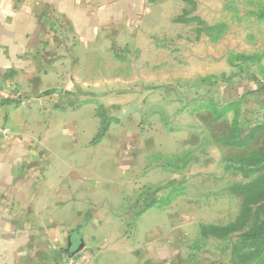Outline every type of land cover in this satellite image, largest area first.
<instances>
[{
    "label": "crops",
    "instance_id": "obj_1",
    "mask_svg": "<svg viewBox=\"0 0 264 264\" xmlns=\"http://www.w3.org/2000/svg\"><path fill=\"white\" fill-rule=\"evenodd\" d=\"M177 1L0 0V85L31 102H0V264H57L72 238L91 264L187 263L179 200L157 195L172 166L120 148L100 107L131 86L108 74Z\"/></svg>",
    "mask_w": 264,
    "mask_h": 264
},
{
    "label": "rangeland",
    "instance_id": "obj_2",
    "mask_svg": "<svg viewBox=\"0 0 264 264\" xmlns=\"http://www.w3.org/2000/svg\"><path fill=\"white\" fill-rule=\"evenodd\" d=\"M177 2L108 74L131 86L102 91L103 125L120 148L172 166L157 195L179 200L186 264H264V238L253 259L239 257L246 236L264 231V0ZM197 226L236 231L197 240Z\"/></svg>",
    "mask_w": 264,
    "mask_h": 264
},
{
    "label": "built area",
    "instance_id": "obj_3",
    "mask_svg": "<svg viewBox=\"0 0 264 264\" xmlns=\"http://www.w3.org/2000/svg\"><path fill=\"white\" fill-rule=\"evenodd\" d=\"M0 102H12L21 106L30 105V99L26 98L22 90L15 84L0 85ZM7 129H1L0 134L6 135ZM57 264H91V258L88 254L80 252L73 257H67L65 260Z\"/></svg>",
    "mask_w": 264,
    "mask_h": 264
},
{
    "label": "trees",
    "instance_id": "obj_4",
    "mask_svg": "<svg viewBox=\"0 0 264 264\" xmlns=\"http://www.w3.org/2000/svg\"><path fill=\"white\" fill-rule=\"evenodd\" d=\"M262 91H264V86L258 89V93H261ZM235 124H237V123H235ZM248 216L249 215L247 213V210L242 213V218L244 217L246 219V218H248ZM235 229H236L235 226H231V227H227V228H218V227L203 228V233H204V235H207L208 233L212 234V235L216 236L217 238H225V237L229 236L230 234L234 233L236 231ZM246 237L248 239H250V242L244 244V247H243L244 250H243V252H241L239 254V257L242 254H244V255H247V254L248 255L249 254L254 255L255 254L253 251V248H254L253 242H259L260 239H263L264 238V231L263 232L259 231V232L254 233V234H248ZM254 257H255V255L253 257H251V259H253ZM262 261H263L262 263H264V259Z\"/></svg>",
    "mask_w": 264,
    "mask_h": 264
},
{
    "label": "water",
    "instance_id": "obj_5",
    "mask_svg": "<svg viewBox=\"0 0 264 264\" xmlns=\"http://www.w3.org/2000/svg\"><path fill=\"white\" fill-rule=\"evenodd\" d=\"M82 249H83V244L74 241V238H72L70 241L69 249L66 252V255L67 257H73L76 254L80 253Z\"/></svg>",
    "mask_w": 264,
    "mask_h": 264
}]
</instances>
